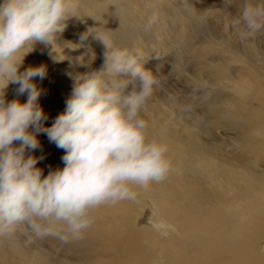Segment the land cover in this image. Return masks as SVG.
<instances>
[{"label": "bare ground", "instance_id": "bare-ground-1", "mask_svg": "<svg viewBox=\"0 0 264 264\" xmlns=\"http://www.w3.org/2000/svg\"><path fill=\"white\" fill-rule=\"evenodd\" d=\"M126 1L118 0L117 4ZM141 3L134 2L132 11L143 19ZM80 6L89 8V11L86 9L89 22L85 17H71L64 31L58 34L54 49L51 45L36 43L27 53V58L34 63L32 67L43 65L45 77L49 79V82L43 81L47 86L41 87L38 78H33L42 90L38 103L48 117L43 122L44 127H50L65 108V98L57 97L58 104L48 99L47 88L55 86L52 81L63 78L71 88L77 67L85 66L91 71L88 64L92 70L100 69L103 64L104 59L99 60L98 54H89V49L81 54L83 63L73 61L71 54H77L86 43L73 41L71 34L86 33L85 23L93 32L104 34L112 32L114 25L119 24L117 16L120 14L116 16L115 3L111 0H81ZM208 6L204 3L202 8ZM133 12L129 13L137 18ZM86 13L77 11L82 16ZM252 47L243 49L242 54L237 50L243 58L240 68L222 69L227 74V81L236 89L234 120L224 121L212 109L219 98H212L208 105H202L208 117L206 123L201 119L204 115L200 122L194 117L196 110H178L179 104L170 106L168 112L162 109L165 116H158L157 106L163 103L162 100H154L156 96L153 95L148 98L141 116L148 122V137L167 146L166 155L172 171L165 180L152 183L147 189L133 186L134 201L101 205L92 210L93 222L78 238L61 240L56 236H41L39 243L24 238V235L14 240L13 231L4 234L7 236L0 235V264H264V51ZM60 49H64V54L56 52ZM69 61L74 66L69 68ZM25 63L23 61L18 71L23 72L30 66ZM211 74L221 78L216 67ZM13 99L24 103L26 95H18L10 83L5 89V101ZM220 129L232 134L228 139L222 135L226 139L222 143L226 141V147H236V152L229 149L225 153L221 149ZM32 153L44 157L37 163L44 176L51 169L63 167L60 158L64 151L53 161L46 160L40 150H31ZM139 195L146 197L144 210L139 207ZM148 212L151 214L147 215ZM144 217L147 223L141 225L140 219ZM149 220L163 221L167 225L166 235L154 230ZM18 226L27 228L24 224ZM42 242L62 246V258L52 257Z\"/></svg>", "mask_w": 264, "mask_h": 264}, {"label": "clouds", "instance_id": "clouds-1", "mask_svg": "<svg viewBox=\"0 0 264 264\" xmlns=\"http://www.w3.org/2000/svg\"><path fill=\"white\" fill-rule=\"evenodd\" d=\"M229 26L242 39L264 32V0H238ZM81 0H2L0 2V235L24 224L36 237L78 238L88 229L90 212L101 205L134 201L133 186L147 189L172 171L167 146L150 139L141 116L158 84L145 69L144 53L113 45L103 32H91L104 47L100 69L76 74L64 110L50 127L38 103L43 65L18 71L36 43L54 49L58 34L77 17ZM230 6L232 0H224ZM158 19L153 11L145 27ZM77 47V46H76ZM78 60L83 63L82 58ZM16 84L26 101H5V89ZM32 129L31 131L29 129ZM38 133L64 151L63 167L46 176L36 167L43 156H26L37 149ZM18 142V144H14ZM151 227L166 235L163 221Z\"/></svg>", "mask_w": 264, "mask_h": 264}, {"label": "rangeland", "instance_id": "rangeland-1", "mask_svg": "<svg viewBox=\"0 0 264 264\" xmlns=\"http://www.w3.org/2000/svg\"><path fill=\"white\" fill-rule=\"evenodd\" d=\"M111 1L115 3L114 9L115 11L117 10L116 16L117 14H120L117 16V22L119 24L117 25L116 23L112 32L109 31L107 34L105 32L106 35H104L113 45H117L116 47H125L130 51L139 48L143 51L144 60L146 62L144 67L145 69L152 71L158 81V84L154 87L152 95L153 97L156 96L154 100L157 101V98H160L163 102L160 104L161 107H159L160 105L157 106V109L160 110L157 111L159 114L158 116L161 114L162 116H165L163 112H168V108H170V106L179 104L180 107L176 105L178 110L187 109L191 112L196 110L194 117L196 116V119L199 120V122L202 119V121L206 123L208 121L206 120L208 117H206L207 113L203 111L204 107L202 105L205 103L208 105L209 100L211 101L212 98H219L218 104L212 109L224 118V121L229 122L235 119L234 111L232 110L234 109L236 103V89H233V83L227 81V74H224L223 68H227L225 71H228L233 67V69H235V67L240 68V62L243 60L241 51L243 49L253 48L252 45L264 51V32L258 33L253 38L242 40L229 26V21L237 13V9L239 7L238 0H232V4L230 6H225L224 0H151L152 3L147 0H140V2L137 0H127L125 3L121 2L120 5L117 4L118 0ZM127 2H130V4ZM134 2L141 3L140 5H142V9H144L143 14H145V18H148V16L155 11L158 16L157 21L150 27L146 28L145 25L147 18L145 19L143 17L144 21H142V17L132 11V5L134 6ZM204 3H208L209 6L202 8ZM126 4L130 7L126 6ZM151 6L153 7L151 8ZM81 7L82 6H79L78 9L80 13H86L89 11L88 7L86 8L88 11L84 9V7ZM93 9L94 8L92 7L91 10ZM130 11L135 13V16L137 15L138 17H132V14L129 13ZM76 15L80 19L82 17L87 18L89 22L90 16L88 13L83 16L78 15L77 13ZM121 24L123 27H121ZM119 26L120 28L116 29ZM84 29L88 31L90 29L89 24L85 23ZM90 31L93 32L91 29ZM83 34V31H81V34H71V39L73 41L86 43L81 47V49H79V51H77V54H71V56H73V61L74 59L75 61H78V58H81L82 52L87 49H89V54H98L99 60L104 59V45L100 41L94 39L93 35H89L86 39L81 40V36ZM223 40L224 42H221ZM229 49H231L230 52ZM233 50L238 54H236V52L234 53ZM237 50L241 54H239ZM56 52L64 54V49H60V51ZM23 59V61L26 62V65H30L29 67H32V64H34L27 58V54ZM237 62H239V65H237ZM88 65L92 71L91 65ZM67 66L70 68L74 66V64L70 62V64L67 63ZM215 67L219 71L221 78L212 77L213 75L211 72ZM76 70L75 75L90 71L89 69H86L85 66L77 67ZM46 79L48 78L45 77L43 80L39 78L37 79L40 81L39 84H41V87L47 86L45 85V82H43H49V79ZM57 81L54 82L53 80L52 83H54L55 86L53 85L50 89L47 88V92L49 93L48 99L55 104H58L60 101L58 98L61 100L65 98L66 100L71 93V88L66 84L67 82H64L65 79L61 78L60 80L59 78V81ZM13 85L15 88L18 87L16 84ZM67 86L70 89L67 88ZM65 100L64 103L62 102L63 104H65ZM197 110H201L203 114ZM198 113H200L201 116ZM203 115L204 117H202ZM29 130L31 131L32 129L30 128ZM219 131L220 135H218V138L221 149H223L224 152L230 150L233 151L235 149L234 152H236V147H226V141H223L224 143H222V140H226L223 139V136L228 139L229 137H232V134L227 130L225 133L222 129ZM37 138L40 146L36 150L42 151L46 156V160L53 161L59 152L62 153V149L57 148L54 143L49 142L46 134L38 133ZM27 153L35 156L33 153L31 154V151L27 150ZM229 154L231 155V152H229ZM36 167L42 169V167L38 164ZM145 198V195H139L137 197V201L139 200V207L143 208V210L146 208ZM146 214L150 215L151 213L148 212ZM140 222L141 225H144L147 223V220L144 217L140 219ZM20 228L18 226L13 230V236L16 235L13 237L16 238L14 240L22 238L24 235L23 237L26 239L28 238V240L32 239L41 243V237H36L28 228L24 227L23 229V226V230ZM16 232L17 234H15ZM33 235L36 238L32 237ZM44 244L46 245L45 249L49 251L52 257L56 256L62 258L64 251L61 245V247H57L58 245H52V243L49 244L48 242ZM55 246L56 248H54ZM190 252L193 251L190 249Z\"/></svg>", "mask_w": 264, "mask_h": 264}]
</instances>
